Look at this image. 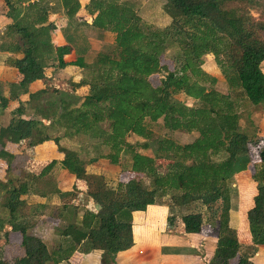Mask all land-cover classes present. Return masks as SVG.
<instances>
[{
	"label": "trees",
	"instance_id": "trees-1",
	"mask_svg": "<svg viewBox=\"0 0 264 264\" xmlns=\"http://www.w3.org/2000/svg\"><path fill=\"white\" fill-rule=\"evenodd\" d=\"M5 1L10 10L17 7ZM159 1L170 18L164 28L145 25L137 13L138 5L129 0H89L85 8L92 20L90 24L84 20V24L114 34L108 50L97 52L89 62L84 57L88 48L77 49L74 37H68L67 44L57 45L46 34L31 31L26 23L18 25L13 21L14 14L6 15L13 22L0 37L19 39L2 41L0 49L20 56L7 60L18 78L8 84V96L0 84L1 164L9 175L15 156L5 149L8 142L18 148L27 142L20 150L29 156L36 145L53 141L62 153L59 164L71 178L72 190L66 193H86L90 202L81 210L71 203L58 207L61 214L78 219L77 213L81 212V217L61 229V241L50 249L24 221V209L28 207L24 196L34 193L36 183L58 162L51 159L39 169L26 170L28 175L17 177V183L9 177L0 196V264H58L75 258L77 251L93 250L103 251L102 264H109L112 256L134 245L133 212L144 211L168 195L171 214L175 207H196L179 217L186 233L202 232L208 213L216 243L206 264H253L240 241L248 238L253 246H264V149L258 152L260 164L251 176L255 192L251 197L247 187L241 202L246 205L251 197L252 204L245 212L247 236L240 237L230 225L232 180L245 173L252 162L249 137L239 123L240 100L256 106L264 104V21L254 19L248 8L238 3L259 6L262 2ZM61 2L69 18L81 8L78 0ZM30 3L26 17L31 16V21L40 26L38 29L52 32L47 9L37 2ZM40 34L42 38L37 41ZM170 42L176 48L171 65L162 61ZM40 45L44 50L52 49L53 54L40 53ZM232 48L239 56L228 64L223 53ZM73 50L77 56L68 60ZM209 53L221 69L226 93L215 88L217 78L202 68ZM70 65L82 70L81 79L72 84V89L59 91L56 99L47 100V95H52L51 78ZM154 74L159 76L156 86L149 82ZM32 84L41 87L31 91ZM80 86L88 87L82 97L76 94ZM178 93L197 100V105L175 100L173 96ZM21 94L27 98L21 99ZM154 122H161L171 131L198 135L189 143L179 144L166 136L157 137L150 126ZM55 128L96 138L108 151L85 160L78 150L60 144L61 137L50 133ZM129 133L144 139L138 144L140 148L154 146L153 155L135 150V144L126 139ZM123 153L131 155L132 174L128 180L116 188L95 186L99 176L89 174L86 166L99 158L118 164ZM157 160L166 163L165 171L159 170ZM141 175L152 179V188L142 184ZM56 192L59 194V190ZM170 219L171 216L168 224ZM6 226L9 228L4 230ZM13 234H18L17 240Z\"/></svg>",
	"mask_w": 264,
	"mask_h": 264
},
{
	"label": "rangeland",
	"instance_id": "rangeland-1",
	"mask_svg": "<svg viewBox=\"0 0 264 264\" xmlns=\"http://www.w3.org/2000/svg\"><path fill=\"white\" fill-rule=\"evenodd\" d=\"M37 2L39 6L44 7L48 11V18L50 13H57V12H63L65 15V9L63 7V4L61 0H10V3L13 5H16L17 7L13 10H10L9 7L5 6L6 10L3 11L4 15H7L8 13L14 14V22H16L18 25L22 26L25 25V23L30 27L29 29L31 31H34L37 33V31L41 32L42 34H46L51 42H52V32H44L38 28L40 26L38 24L35 25L34 22L31 21L30 18L26 17V8L28 4H31L30 2ZM79 1V0H78ZM133 4L138 5L137 13L142 18L143 22L147 26L157 27V28H164L166 25L170 22L169 16L164 12V10L161 8L160 1L159 0H129ZM262 2L259 6H251V5H245L243 3H238L239 6H242L244 8H248L249 12L253 16L254 19L259 21H264V0H259ZM6 2V1H5ZM24 2V5L21 3ZM85 2V1H84ZM89 2V0H88ZM21 3L19 6L18 4ZM88 4V3H87ZM39 7V8H40ZM38 8V7H37ZM86 12V10L84 9ZM2 15V14H0ZM68 18V23L71 22L73 25L78 24L77 19L74 17ZM9 19V17H8ZM11 22L12 19L10 18ZM49 20V19H48ZM52 22V21H51ZM52 24V23H51ZM53 25V24H52ZM2 27V26H1ZM5 26H3L1 32H5ZM52 27H55L54 25ZM81 35L77 33V38L75 39L74 43L77 49L81 48V46H86L88 49L92 47V51L88 52V49L86 53L88 52L86 56V60L92 61L95 59V56L97 52L101 50H108L110 43L113 42L114 34L108 32V31H99V30H93L90 28H82ZM4 34V33H3ZM2 34V36H3ZM83 35H86L87 37H90L92 39V43L88 45V42L84 38ZM1 36V35H0ZM42 38V35L37 36L38 39ZM18 40L19 38L16 37H0V48L2 44H4L2 41H8V40ZM85 39V40H84ZM21 41V40H20ZM81 43L79 46L76 45V42ZM85 41V43H84ZM53 43V42H52ZM109 44V45H108ZM91 45V46H90ZM175 44L173 42H170L167 48L165 49V52L163 53L162 61L165 63H170V58L172 56V53L175 51ZM40 53L44 55L53 54L52 49L50 50H44V48L39 49ZM222 53V52H221ZM224 56H226V62L228 64L231 63V60L236 56L238 57V51L236 49H229L227 52L223 53ZM202 68L208 72L209 74L215 76L217 78V82L214 85L216 89L219 91L226 93L227 92V86L225 84L223 75L221 73V69L216 64L214 55L212 53L207 54L204 57V63L202 64ZM261 68L264 72V62L261 65ZM57 78H51V94L47 95V100L52 101L53 99H56L59 95V91L63 90H70L72 89V84H74L73 81V73L63 72V70H60L58 73ZM149 82L152 84V86H156L159 84V76L157 74L151 75L149 77ZM236 93H233L235 95ZM24 94H21L20 97H23ZM175 100L182 101L190 106L197 105V100L190 98L186 96L184 93H178L175 96H173ZM239 110V123L241 126V129L248 134L249 137V143L250 148L252 152V162L249 166V169L243 173L242 175H237L232 180V188H233V196H232V205H231V212H232V224L233 226L239 230L240 237L247 236V231L245 230V211L250 203H252L251 197L250 200H248V203L246 205H241L243 195L247 190V187L249 188L251 194L255 192L256 189V183L252 180V174L255 173L257 168L259 167V158H258V152L262 149H264V104L260 105H252L246 100L241 101L240 100V107ZM31 112L29 113V115ZM6 115V114H5ZM5 120H7V116H5ZM42 120V119H41ZM43 121V120H42ZM41 125V124H40ZM152 130L154 131L155 135L157 137H163L166 136L167 138H170L174 140L175 142L179 144H185L191 142L197 135V132H185L181 130H175L171 131L163 127L161 122H154L150 124ZM44 130V128H43ZM50 133L54 136H60V144L62 146L73 148L79 151L81 157H83L85 160H88L89 158H93L92 156H97L99 153H106L108 150L105 146L100 145L99 140L96 138H90L89 136H85L82 134L75 133L73 130H63L59 128H55L50 130ZM126 139L128 142L135 144V150H138L141 153L147 154L152 156L154 152V146H151L150 149H142L139 147L138 144L141 142H144V139L137 136L136 134L129 133L126 136ZM27 142L23 143L20 149L27 146ZM137 144V145H136ZM37 146V145H36ZM33 147V149L30 151L29 156L24 153L18 154V156L11 161V170L9 171V175H4L3 179L0 177V196L4 193L5 187L4 183H6V180L11 177L15 179L17 177H23L24 175H28L26 170H36L44 166L46 163H48L51 159L56 160L58 163L52 168L51 172L42 177L35 185V192L31 196V199H29L30 203L32 202H39L48 200L51 203L50 212L49 214H46L47 216H31L29 215V212H31L30 206L28 205L27 208L24 210L27 212V216L24 218V221L28 222L31 225V228L33 229L32 232L40 235L42 239L47 243L48 247L52 249L53 247L57 246V244L61 241L60 232L61 229L64 228L68 223H71L72 221H76L77 217H71L70 214H65L62 212V214L59 212L58 207L61 206L64 203L70 204V202L77 203V204H83V202H90V198L86 193L75 191L73 194L75 196H70L68 193L62 194L63 191L60 189L58 185H61L65 189H69L71 186L70 177L65 174L64 171L61 170V166L59 164L60 159L62 157V153L57 150V146L54 144L53 141H49V143L44 145V148L42 149L46 151L47 154L44 156L38 155L37 150H40L39 147ZM18 147V146H17ZM38 148V149H37ZM36 151V152H34ZM34 153L36 156H33ZM221 156H216V158H219ZM102 159V163L100 166H98L97 170L99 173L96 175L99 176V178L96 181L95 186L101 185L111 188H116L118 183L125 182L128 180V178L131 176V155L129 153H123L120 155V161L118 164H111L107 159L105 158H99ZM4 160V159H3ZM5 161V160H4ZM97 161V160H96ZM95 162V161H94ZM157 166L161 172L165 171V162L162 161H156ZM93 163V162H92ZM91 164V163H90ZM91 166V165H90ZM89 166V168H90ZM5 167V165H4ZM3 167V168H4ZM88 165L86 166L87 169ZM96 169V168H95ZM94 169V170H95ZM90 171L92 169H89ZM92 174V173H89ZM142 184L146 186L147 188H152L153 183L152 179L148 175H141ZM86 186V184H85ZM243 186V187H242ZM92 189V188H91ZM244 189V190H243ZM56 190H59V195L57 194ZM64 192V191H63ZM44 194V195H42ZM67 195V196H66ZM46 197V198H43ZM157 203H163L168 206V208L171 205V199L170 196H165L158 199ZM39 205H36V208ZM83 207V205H82ZM196 209L195 205H190L188 207H175L174 213H170L169 208V215L171 216L170 223L166 224L165 230L169 234L176 235V245L171 248H164L162 249L163 255L166 256H172L174 255H180L182 259H194L197 258V260L200 261H206L208 260L211 250L207 253V248L204 245L207 244L208 240L214 237V228L210 225L208 213H206V225L201 233L197 234H191L187 233L186 235H183L182 233H179L181 222H180V215L184 214L186 212H189L191 210ZM151 211L153 209H150ZM205 211L204 209H201ZM37 211V210H36ZM150 211V212H151ZM80 212L77 213V215ZM76 215V216H77ZM9 227H5L4 230H7ZM179 231V232H178ZM1 232V231H0ZM200 234V241H197V238ZM13 239H18V234H13ZM245 240V239H243ZM209 245V243H208ZM138 245H135L133 248H130V252L134 251L137 253ZM140 249H146V253L144 256H140V258L144 259L149 256V251L147 248V243L143 242L140 245ZM154 253V251L152 252ZM160 252H158L159 254ZM208 255V256H207ZM160 257V254H159ZM150 264H162V262H166V258L163 256L162 259L157 258V254L153 255V257H150ZM79 260V261H78ZM81 258H76L73 263L69 264H80ZM115 263V261H114ZM51 264V263H50ZM168 264V263H165Z\"/></svg>",
	"mask_w": 264,
	"mask_h": 264
},
{
	"label": "crops",
	"instance_id": "crops-1",
	"mask_svg": "<svg viewBox=\"0 0 264 264\" xmlns=\"http://www.w3.org/2000/svg\"><path fill=\"white\" fill-rule=\"evenodd\" d=\"M85 1V2H84ZM81 8L79 9V11L76 13V15L74 16V18L77 19V23L76 25H73L71 22L68 23V18L66 17V15L63 12H57V13H50L49 15V22L52 23L55 27L53 29L52 32V42L54 44L57 45H64L67 44V38L68 37H74L75 39L77 38V33L78 35H81V31L83 30L82 28H90L93 30H96L92 27H88V25L84 24V20L87 21L88 24L91 23L92 17L90 15H88L84 9L85 5L88 3V0H79ZM24 5V2L22 3ZM6 3L5 0H0V30H2L3 26H7L8 24L11 23L10 18L8 19V17L6 15H4L3 11L6 10L5 8ZM52 21V22H51ZM2 26V27H1ZM84 38L86 39V41L88 42V45L92 43V39L90 37H87L86 35H83ZM84 39V40H85ZM1 42V41H0ZM85 43V41H84ZM81 43L76 42V45L79 46ZM93 44V43H92ZM91 46V45H90ZM85 47L84 46H81ZM92 47L90 49H88L89 51H92ZM87 53H85L84 57L85 59L87 56ZM19 54H14L11 52H7V51H2L0 49V84L2 85V92L5 96H8L10 94V90H9V83H14L17 81V73L16 70L7 65V60L8 58H15V57H19ZM77 56L75 50H73L68 56L67 59L68 60H74L75 57ZM63 72H69V73H73V81L74 82H79V80L82 77V70L76 66H68L64 69H62ZM60 70H58L56 73H58ZM55 73V77L57 78L58 75ZM5 84V85H3ZM39 87H41L38 84H32L30 86V90L33 91L35 89H38ZM88 92V87L87 86H80L76 89V94L79 95L80 97H82L83 95H85ZM27 98L26 94H24L23 97H21V99L25 100ZM49 143V141H45L39 145H37L36 147L41 148L40 150L34 151L36 153H38V155H42L44 156L46 153V151H44L42 149V147L44 148V145ZM1 149V148H0ZM5 149L11 153L14 154V160L15 158L18 156V154L20 155V151L17 147V144L8 142L5 146ZM38 149V148H37ZM22 154V153H21ZM33 156H36V154L34 153ZM37 157V156H36ZM62 158V157H61ZM61 160V159H60ZM102 159H97V161L93 162V163H89L88 167H87V172L88 173H92V175H96L97 173H99L97 170L98 166H100V164L102 163ZM2 162V157H0V177L1 179H3L4 175H6V171L5 168H3V165L1 164ZM91 165V166H90ZM90 166V168H89ZM96 168V169H95ZM89 169H92L91 171ZM95 169V170H94ZM61 170L63 171V169L61 168ZM71 180V178H70ZM59 187H61L60 189H62L65 193L66 192H71V187H69V189H65V187L63 188L61 185H58ZM62 191V192H63ZM252 192V191H251ZM34 193H30L24 197H27V203L30 206V209H33L32 213L29 212V215L31 214V216H47L46 214H49V210L51 207V203L48 200H44V201H39V202H32L30 203L29 199H31V196ZM254 192L251 194V197L253 196ZM59 195V194H58ZM67 196V195H66ZM72 195H69V197ZM46 198V197H43ZM72 203V202H70ZM89 202H83V204H77V203H73L74 206L79 205V207L77 208L78 210H81V206H87ZM252 203H250L248 205V207L251 206ZM36 205H39L38 207L41 208H36ZM247 207V208H248ZM150 209H153L152 211ZM37 210V211H36ZM151 211V212H150ZM246 212V211H245ZM169 215V208L166 204L163 203H156V204H152L149 205L146 210L144 211H134L133 212V221H132V230H133V238H134V245L131 247L133 248L135 245H138V249H137V253H135L134 251H129L125 250V251H120L118 253H116L114 256H112V258L110 259L111 262L109 264H150V257H153V255L157 254V258L162 259L163 256L166 258V262H162V264L168 263V264H206L207 261L209 260L213 249L215 247V243H216V238L215 236L211 239L208 240L207 244L205 243L204 245L206 246L205 248H207V253L211 250L208 260L204 259V261H201L202 263H200L199 260H197V258L194 259H182V257L180 255H174L172 254V256H166L163 255L162 253V249L164 248H171L174 247L177 243L176 241V235L174 234H169L166 232L165 227L167 224V219ZM81 217V212L78 214V219L79 220ZM232 212L230 210V225L235 228L232 224ZM76 220V221H77ZM33 230V229H32ZM180 230L179 233H184L183 235H186L187 233L184 232L182 226H180V228L178 229ZM237 231L239 232V230L237 229ZM1 233L0 232V241H2L1 239ZM201 233V232H200ZM36 234V233H35ZM191 234H197V233H191ZM38 235V234H37ZM40 236V235H38ZM41 237V236H40ZM42 238V237H41ZM197 241H200V234L197 238ZM147 243V248L149 251V256L142 259L140 258V256H144V254L146 253V249H140V245L141 243ZM242 244V247L244 249V251H246L247 253H250V258L253 262V264H264V246H253L251 244V242L249 241L248 238H246V240L244 241H240ZM209 243V245H208ZM154 251V253H152ZM158 252H160V257ZM75 258H81V261L79 262L80 264H102V257L104 256L103 251L101 250H93L87 253H81V252H75L73 255ZM208 256V255H207ZM75 258H71L69 262L63 261L60 262L58 264H69V263H73V261H75ZM115 261V263H114ZM51 262L47 263L50 264ZM53 264V263H51Z\"/></svg>",
	"mask_w": 264,
	"mask_h": 264
}]
</instances>
